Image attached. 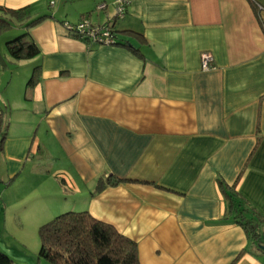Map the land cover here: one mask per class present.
I'll return each mask as SVG.
<instances>
[{
	"label": "crops",
	"instance_id": "1",
	"mask_svg": "<svg viewBox=\"0 0 264 264\" xmlns=\"http://www.w3.org/2000/svg\"><path fill=\"white\" fill-rule=\"evenodd\" d=\"M117 1L119 45L64 30L104 24ZM254 1L0 0L28 7L24 21L46 16L14 25L37 56H3L2 67L26 64L0 100V227L38 191L114 227L139 264H264V0ZM239 201L262 221L258 241L235 222Z\"/></svg>",
	"mask_w": 264,
	"mask_h": 264
},
{
	"label": "trees",
	"instance_id": "2",
	"mask_svg": "<svg viewBox=\"0 0 264 264\" xmlns=\"http://www.w3.org/2000/svg\"><path fill=\"white\" fill-rule=\"evenodd\" d=\"M253 1L250 0L251 4ZM255 3L256 1L252 6L257 14L258 8ZM27 9L28 7L9 10L0 7V34L10 29L15 23L22 24L26 30L46 18V16H42L33 21H24L23 15ZM107 22L100 26L111 24V21ZM114 25L115 23L112 25L114 41L110 47L119 45ZM79 40L89 43L87 38ZM5 48L8 56L14 62L32 59L39 53V48L26 31L20 37L6 42ZM4 64V57L2 59L0 55V65L4 66ZM37 78L38 68L36 67L33 69L25 89L28 90L33 86ZM2 124L3 115L0 113V152L5 139V134L2 133ZM121 181L114 179L110 184L117 185ZM103 187L104 185H100L99 188ZM233 208L235 222L243 228L251 241H258L261 238L259 224L262 221L247 218L245 214H248L249 210H246L245 205L240 201ZM38 235L40 239L39 257L51 264H139L136 244L119 234L114 227L96 220L86 211H70L60 214L42 225ZM0 264L13 263L8 256L0 251Z\"/></svg>",
	"mask_w": 264,
	"mask_h": 264
},
{
	"label": "rangeland",
	"instance_id": "3",
	"mask_svg": "<svg viewBox=\"0 0 264 264\" xmlns=\"http://www.w3.org/2000/svg\"><path fill=\"white\" fill-rule=\"evenodd\" d=\"M114 15L115 12L111 17ZM22 34L23 32H20L18 26H12L0 34L2 59L5 54L7 55L5 43L20 37ZM17 64H7L5 67L0 65V100L2 101H5L4 97H6L5 85L11 79L10 71L15 76L18 71H22L19 67H23L26 63H21L18 66ZM19 79H22L21 72H19ZM3 112L5 113V111ZM21 199L20 201L24 202L15 201L9 207L6 215V226L0 227V235H3V237L0 236V251L9 257L13 264H51L39 257V229L42 225L67 211L65 208H59L58 200L42 196L38 191L35 193L28 192L26 196H21Z\"/></svg>",
	"mask_w": 264,
	"mask_h": 264
},
{
	"label": "built area",
	"instance_id": "4",
	"mask_svg": "<svg viewBox=\"0 0 264 264\" xmlns=\"http://www.w3.org/2000/svg\"><path fill=\"white\" fill-rule=\"evenodd\" d=\"M126 3L122 1H117L115 3V15L107 19L111 21V24L108 26L93 25L89 21L83 20L77 24H70L64 22L62 24L64 30L78 39L87 38L89 43L96 44L100 46H110L113 45L114 37L112 33V25L119 19H122L126 13ZM259 7V6H258ZM103 5L99 6L98 9L102 10ZM261 9V7H259ZM107 22V23H108ZM213 59L212 56L208 53L201 55V67L203 70L211 69V63Z\"/></svg>",
	"mask_w": 264,
	"mask_h": 264
}]
</instances>
